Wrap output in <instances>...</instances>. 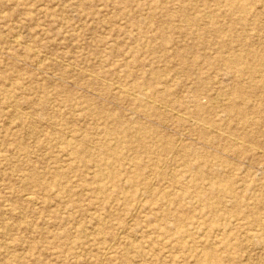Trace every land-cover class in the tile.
Listing matches in <instances>:
<instances>
[{"label": "rangeland", "instance_id": "1", "mask_svg": "<svg viewBox=\"0 0 264 264\" xmlns=\"http://www.w3.org/2000/svg\"><path fill=\"white\" fill-rule=\"evenodd\" d=\"M207 1L0 0V264H197L204 249L229 257L219 264H264L263 228L236 224L261 212L226 225L232 203L193 196L207 184L193 175L201 155L246 179L234 188L249 205L264 190V96L247 91L252 124L224 110L260 67L238 75L216 60L248 49L238 67L257 62L248 51L264 53V0H232L242 12ZM160 70L153 86L168 102L124 88ZM196 100L222 127L209 145L189 116ZM231 142L240 149L223 152Z\"/></svg>", "mask_w": 264, "mask_h": 264}, {"label": "bare ground", "instance_id": "2", "mask_svg": "<svg viewBox=\"0 0 264 264\" xmlns=\"http://www.w3.org/2000/svg\"><path fill=\"white\" fill-rule=\"evenodd\" d=\"M202 1H203V3L205 2V5L212 4V3L208 2L207 0H202ZM214 5H222L224 7L227 6L226 9H228L231 12H233V11L242 12L243 11L242 5L238 4L237 2L232 1V0H218V1L214 0ZM189 6H193V4L190 3ZM231 12H229V13H231ZM180 16L184 17L183 11L181 12ZM184 19H187L188 21L194 23V18H190V16H186ZM163 40L165 41L166 39H163ZM18 43H19V41H18ZM247 50L248 49H245L242 52H235L231 56H229V58L228 57H226L225 59H217L216 58V60L221 61L222 64H224V66L226 68L230 69V71H231V69L234 68L238 75L243 73L244 75L248 76V71H252V70L254 71V66H259L260 67V70L257 71L255 76H254L253 73L249 74L250 75L249 78L247 77L248 80H249V83H248L247 86H245L240 81H236L235 84L229 90L231 92V95L229 94V92L227 93V100H226V103H224V106H225L224 110L227 113L226 116L228 118H232V116H235V114L232 115V116L230 114H232V112L234 111L235 108H239L238 109V115L239 116L238 115L237 116L240 118V123H244L245 122L246 124H250V123L252 124V123H254V117L252 115L253 114L252 112L255 109H257V108H255L253 111H251L252 108L248 107V105H247V101H248L247 91L249 89L252 92H256V91L260 92L259 102L261 100H263V97L261 96V93L264 96V53L263 52L259 53V52H255V51L249 50L248 52L253 57V60H255L256 57H258L257 58V62L255 64L253 62H251L249 65H248V62H246V65L244 67H238L242 57H244V55H245L244 53ZM34 52H36V51H34ZM39 60H42V59H39ZM37 63H39V62L37 61ZM230 63H235V64H230ZM159 73H160L159 75L156 74L154 82H149L148 84L145 83V85L144 84H139L138 82H134L133 83V88H126V87H124V88L128 89L129 91L133 90L134 91V95H136V97H134L135 99L143 97V98L148 99L151 102V104L155 103L157 100L161 101L164 104L165 102H168V100H169V97L166 96L167 95L166 88L163 87L161 89H157V86H153L155 84V82H158V79L161 77V75H164V72H162L161 70H160ZM257 75H258V77H257ZM118 86H120V85H118ZM143 92H146L147 95L143 96ZM236 98H238V99H236ZM162 103H161V105H162ZM212 105H213L212 103L211 104L202 105L200 102H198L196 100L194 110L192 111V115L189 113L190 114L189 116H191V117L194 116L193 119L195 118V121H197L200 124L194 130L198 133V135H199V137L202 140V143L204 145L211 144L210 140L207 139L208 137L206 135H208L209 133L211 135H214V131H219L220 132L219 129H222V127L220 126V123H219V121L217 119H214L213 117L210 118L208 115H204L203 114L204 110L202 108L204 107V109H208L207 113H210V111L212 110ZM163 106L165 107V105H162L161 107H163ZM205 107H207V108H205ZM89 111H92V113H94V109L90 108ZM175 113H176V111H175ZM249 114H251V115L249 116ZM182 118L180 119V121H183ZM132 128H129V129H132ZM132 131H133V129H132ZM117 132H119V133H117ZM226 132L228 133V135L236 137L237 139L241 138L240 135H238V134L235 135V132L232 131V130H228ZM113 133L120 134V131L116 127L115 128H108V127L105 128V134L110 135V134H113ZM243 136L245 137V136H247V134L244 133ZM236 138H234L233 140L236 141L237 140ZM80 140L82 142L86 143L83 139H80ZM134 142H136V141H134ZM183 147H185V146H183ZM166 148L170 149L171 146L170 145L163 146L162 150H164ZM217 149H219L218 146H217ZM239 149H240L239 146L236 148V143L231 142V143L223 146L221 150H223V152L233 151L235 153ZM143 150H144V152L147 155L148 154H150V155L152 154V152L147 147L144 148ZM87 152H88V150L86 148L83 149V151H82L83 154H86ZM71 154H74L76 157L80 158V153L78 151H72ZM84 156H86V155H83V157ZM197 159H198V165H197V167L195 169V174H193V175L194 176H199L203 180H206L207 184H205V185L202 184V185H199V186L196 185V188H195L196 189V193L193 196H195L196 199H198L199 201H202V202L206 201L207 199H213V200H216L217 203H220V202L224 203L226 201H229L230 203H232V205H230V207L224 208V212H226V214L224 216L227 217L226 225L229 224V222L231 221L232 218H236V217L238 218L240 214H243V215H246V214H248V215H256V214H260V212H261V214L264 215V190H262V189L259 190V192L257 194H255L254 196H248V198L252 197V203L249 205L246 202V195H245L244 191L243 192H238L234 188V185H235V183L237 181H239V180L246 181V179L243 176H241L240 178L237 177L236 173L235 174L230 173V172L226 173L225 170L227 169V165L228 164H227L226 160L223 157H221L219 155V159L217 161H214L213 159L204 158V156L201 155ZM112 164L113 163L107 162L106 160L101 163V165L105 166V167H112L111 166ZM100 169H101V167H100ZM70 170H72V167L70 168ZM100 171L101 170H98L97 172H100ZM147 172H149V171H147ZM116 179H117V177L114 178V180H116ZM134 180H135V176L131 175V177H129V181L130 182L131 181L134 182ZM204 188L210 189V191H205ZM184 194H187L186 190L182 191V194L180 195V197H183ZM33 195L34 194H32L31 196H33ZM139 203H137V204H139ZM242 203H246V204L242 205ZM137 207L138 206H136V208ZM209 208H210L209 209L210 214L212 216L209 219L210 224L211 225H215L216 222L218 221L219 217L222 214L219 213L220 210H219L218 207L209 205ZM134 210H136V209H134ZM178 213H179L178 211H176L174 213V218L176 219V221L183 219ZM241 219H244V218H241ZM263 223H264V221H262L259 216H254L251 219V221H246V222L239 221L236 224L238 226H248V227H253L255 225H256L255 227L261 226L263 228V231H264ZM184 224H186V223H184ZM186 227H187V225H186ZM257 228H259V227H257ZM120 231H122V229H120ZM108 248L109 247H107V249ZM245 249H246V247H245ZM225 260H229V257L223 258L221 255L216 254L214 252V250H211V249L206 250V249H204V251L201 254V256L197 257V264H201V263L202 264H207L208 262H210V264L211 263L219 264V263H222ZM230 260H232V259H230Z\"/></svg>", "mask_w": 264, "mask_h": 264}]
</instances>
